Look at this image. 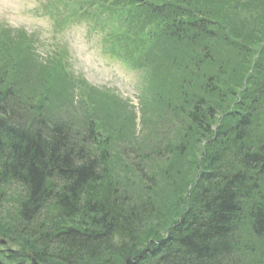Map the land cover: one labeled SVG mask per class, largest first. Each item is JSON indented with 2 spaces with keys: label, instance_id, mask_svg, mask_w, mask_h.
<instances>
[{
  "label": "trees",
  "instance_id": "trees-1",
  "mask_svg": "<svg viewBox=\"0 0 264 264\" xmlns=\"http://www.w3.org/2000/svg\"><path fill=\"white\" fill-rule=\"evenodd\" d=\"M89 2L95 24H86L90 29L108 27L115 54L129 52L128 29L140 34V25L155 27L157 33L147 31L150 38L167 41L160 53L189 49L187 58L173 57L188 73L178 99L165 105L172 120L164 118L153 150L162 157L173 138L183 154L188 144L183 140L190 133L197 137L200 159L179 189L184 192H178L174 217L160 231L151 229L146 211L154 199L149 193L143 202H134L118 189L109 159L103 158H110L108 147H100L105 141L98 142L101 134L94 122L80 130L51 115L45 106L52 95L47 98L43 82L23 91L16 83L19 74L12 75L16 63L10 68L0 64V236L17 245L0 255L10 264H258L256 255L249 257L242 246L240 230L245 213L253 234L264 236V121L254 124L261 96L264 119V37L259 36H264V0ZM74 3L78 0L57 7L66 11ZM227 26L254 48L239 37L218 34ZM18 30L2 33L3 51L15 62L27 36ZM217 40L227 41L233 51L224 50L221 62L213 53L212 41ZM156 45L148 38L144 43L146 49ZM223 78L233 80L237 89L244 85L240 104L230 112L212 103L216 96L226 107L234 96L235 88L221 86L228 83ZM190 85L204 98L193 97ZM40 89L44 91L35 100ZM249 92L257 95L243 98ZM220 113L221 124L214 128ZM122 150L128 155L131 147ZM4 188L13 190L15 201L7 199Z\"/></svg>",
  "mask_w": 264,
  "mask_h": 264
},
{
  "label": "rangeland",
  "instance_id": "rangeland-1",
  "mask_svg": "<svg viewBox=\"0 0 264 264\" xmlns=\"http://www.w3.org/2000/svg\"><path fill=\"white\" fill-rule=\"evenodd\" d=\"M85 8L86 5L80 6L81 11L85 10L90 18L80 25L71 26L66 35L61 37L52 33L51 21L35 11L36 3L33 0H0V48H3L0 51V64L10 68L16 63L17 68L12 71V75L19 74L16 83L23 91L38 87L41 80L45 93L48 94L47 98L52 95L49 105L45 106L51 115L67 119L80 130L89 120L94 122L96 130L101 134L98 142L105 141L100 147H108L110 158L107 164L116 186L134 202L140 199L143 202L149 193L151 194L154 201L147 204L146 216L150 215L151 218L148 217L146 226L150 225L151 229L160 231L174 217L178 206L176 201H179L178 192H184L179 189L193 176L198 164V144L194 142L197 137L190 133L189 137H186L188 139L183 140L188 143L183 154L175 148L178 145L176 143L180 141L173 138L172 146L170 142H166L170 147L168 153L162 157H156L153 150L158 141L157 133L166 125L164 118L172 120L165 105L168 103L170 107L169 101L175 102L178 99L188 71L184 70V64L177 60L164 63L157 70L156 56L150 60L151 68L146 64L136 68L132 62L124 63L126 57L123 55L109 56L110 52L106 51V48L112 43L108 44L107 41H103L106 45L104 50L109 55L105 54L98 35L85 25L95 24L90 20L94 8ZM235 23L238 26V22ZM231 28L232 26H227L220 35L223 34L225 39L230 37L234 40L239 37L249 47L254 48L256 44L252 45L247 39L234 36ZM9 29L16 32L22 29L27 32L28 38L22 45L23 53L18 62L13 61L14 58H8V53L3 51L6 47L3 45L2 33L8 32ZM132 31L128 29L132 35V57L136 58L140 65L150 56L159 54L165 47L160 41L152 49H146V30L140 34H132ZM237 32L239 34V31ZM259 36L264 37L261 34ZM14 41L17 42L18 38H14ZM227 43L224 40L212 43L213 53L220 62L224 59V50L229 54L233 53ZM188 51V48L180 47L178 56L187 58ZM149 52L151 55H148ZM10 53L14 56L13 52ZM158 71L161 74L156 78ZM152 73L156 78L152 82L153 87L151 91L148 89L143 94L144 88L153 79ZM223 79L228 80V83H221V86L236 88L233 80ZM5 81L9 82V77L6 76ZM44 90H39L35 100L39 99ZM189 92L191 95L199 93L195 86ZM197 97L200 98H195ZM184 100L191 101L189 98ZM212 103L223 111L226 109L222 107L223 101L216 96L213 97ZM184 135L185 133L177 137ZM128 147H131V150L125 155L122 149ZM138 169H141L147 178L142 177ZM5 192L10 202L16 200L12 189L4 188ZM156 192L159 193L157 196L154 195ZM242 229L245 230L241 235L242 246H256L250 252L247 251L248 256L264 253V238L256 242L250 236L247 226ZM8 246L17 247L8 240L5 245H0V250H7ZM256 260L258 264H264V255L258 256ZM25 263L29 264L28 261Z\"/></svg>",
  "mask_w": 264,
  "mask_h": 264
},
{
  "label": "bare ground",
  "instance_id": "bare-ground-1",
  "mask_svg": "<svg viewBox=\"0 0 264 264\" xmlns=\"http://www.w3.org/2000/svg\"><path fill=\"white\" fill-rule=\"evenodd\" d=\"M103 158L104 159H109L108 157H107V155H103ZM167 236V234H164V237H166ZM120 260L123 262L124 261V258H120ZM126 263V262H125Z\"/></svg>",
  "mask_w": 264,
  "mask_h": 264
},
{
  "label": "water",
  "instance_id": "water-1",
  "mask_svg": "<svg viewBox=\"0 0 264 264\" xmlns=\"http://www.w3.org/2000/svg\"><path fill=\"white\" fill-rule=\"evenodd\" d=\"M0 264H5V263H3V262L0 260Z\"/></svg>",
  "mask_w": 264,
  "mask_h": 264
}]
</instances>
